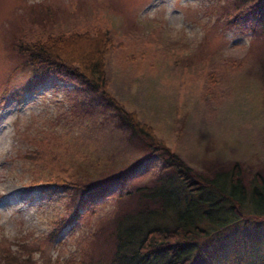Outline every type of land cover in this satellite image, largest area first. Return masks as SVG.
I'll return each instance as SVG.
<instances>
[{"label":"rangeland","instance_id":"1","mask_svg":"<svg viewBox=\"0 0 264 264\" xmlns=\"http://www.w3.org/2000/svg\"><path fill=\"white\" fill-rule=\"evenodd\" d=\"M233 4L0 0V247L32 245L39 262L103 264L113 220L138 199L127 190L158 181L162 165L98 92L23 65L19 41L108 29L109 90L170 151L199 173L237 162L245 182L264 174V19L227 23ZM130 168L103 194L77 186ZM58 177L65 182L41 181ZM248 227L247 236H225L231 245L214 264H264V224Z\"/></svg>","mask_w":264,"mask_h":264},{"label":"trees","instance_id":"2","mask_svg":"<svg viewBox=\"0 0 264 264\" xmlns=\"http://www.w3.org/2000/svg\"><path fill=\"white\" fill-rule=\"evenodd\" d=\"M232 2L233 12L228 11L232 13L227 23L238 24L244 15H251L256 22L264 19V0ZM111 47L108 29H98L95 33H59L43 40L17 43L19 53L26 57L23 65L31 66L33 73L55 72L98 92L99 104L105 102L114 111L112 115L132 129L150 148L148 155L161 153L158 181L127 190L131 196L137 195V202L113 220L110 242L101 261L103 264H214L224 259L227 253L224 246L231 245L225 236L235 237L241 230L247 236L248 226L257 222L264 224V174L257 171L245 182L237 162L227 168L217 166L199 173L170 151L165 139L154 135L138 113L129 110L109 90L106 59ZM128 170L107 179L78 182L77 186L86 195L103 194L108 186L123 184L131 168ZM41 181L55 185L65 182L59 177ZM79 205L80 200L76 206ZM79 207L58 223L57 230L49 234L50 238L72 220ZM24 249L28 250L26 254ZM32 249H35L32 245L24 243L22 248L2 245L1 260L4 264H57L48 256L39 262L32 255ZM58 264L92 262L67 260Z\"/></svg>","mask_w":264,"mask_h":264}]
</instances>
